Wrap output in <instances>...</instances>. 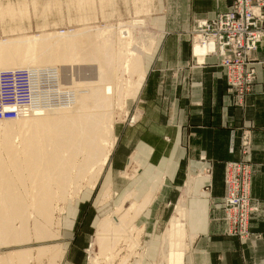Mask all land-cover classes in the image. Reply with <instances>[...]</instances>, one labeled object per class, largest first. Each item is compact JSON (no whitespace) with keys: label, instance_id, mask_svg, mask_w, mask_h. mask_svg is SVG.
<instances>
[{"label":"bare ground","instance_id":"6f19581e","mask_svg":"<svg viewBox=\"0 0 264 264\" xmlns=\"http://www.w3.org/2000/svg\"><path fill=\"white\" fill-rule=\"evenodd\" d=\"M147 24H121L117 36L114 28L90 26L68 35L0 41V71L49 68L58 78L57 97L39 101L34 96L23 115L0 121V247L31 239L41 242L37 248L0 255V264H40L45 259L59 264L63 259L65 251L57 244L61 218L55 223V213L59 210L63 215L68 200L74 201L85 188L95 189L111 158L117 140L115 122L120 116L116 117L115 105L119 102L125 107L130 88L145 74L143 56L135 49L143 40L137 42L134 36ZM151 47L145 52H152ZM203 51L196 45L199 61L204 59ZM85 63L96 67L80 74L76 68L89 65ZM18 138L21 142L17 144ZM111 194L109 188L104 200ZM135 195V191L127 194L99 223L92 264H114L118 259L120 264L146 263V253H140L137 245L128 253L124 249L131 240L130 228L156 195L148 192L140 201L134 200ZM59 203L64 206L58 208ZM186 216L184 195L163 237L160 264H184L185 252L192 246Z\"/></svg>","mask_w":264,"mask_h":264},{"label":"crops","instance_id":"0c3cea01","mask_svg":"<svg viewBox=\"0 0 264 264\" xmlns=\"http://www.w3.org/2000/svg\"><path fill=\"white\" fill-rule=\"evenodd\" d=\"M180 1L185 5L178 11L166 9L164 20L156 17L161 31L159 44L147 56L146 68L144 62L145 74L128 92L135 96L140 90L128 103V118L138 115L137 120L117 125L118 141L100 182L104 186L107 180H114L120 192L131 186L143 191L151 184L155 188V177L164 174L157 198L139 219L146 225L143 242H147L144 251L148 262L154 263L162 255L163 237L172 220L168 193L177 189L181 197L186 196L185 224L192 238L184 264H264V41L253 52L257 78L244 105H239L217 56L208 55L202 61L194 56L190 32L196 18L226 11L232 0ZM245 134L249 143L243 146ZM134 151L142 169L129 182L119 174ZM241 159L253 165L250 193L257 207L250 214V233L244 238L229 233L231 224L222 203L225 164ZM160 193L163 196L159 197ZM98 201L99 196L92 201L93 215H101L111 205L101 207ZM76 205L79 207L75 203L74 208ZM72 215L73 220L66 218L62 227L60 238H64L67 252L59 264H82L73 248L80 232L74 230L76 214ZM83 226L82 235L88 229Z\"/></svg>","mask_w":264,"mask_h":264},{"label":"rangeland","instance_id":"374dc122","mask_svg":"<svg viewBox=\"0 0 264 264\" xmlns=\"http://www.w3.org/2000/svg\"><path fill=\"white\" fill-rule=\"evenodd\" d=\"M184 5H185V2L180 1V0H0V41L6 42L11 39L25 38V37L39 38L42 35H52V34L53 35L60 34V36L68 35V34L74 33L75 31L79 29H82L84 27H90V26H96L101 29H109V28L113 29L114 28L113 31L115 33L116 31L120 29L121 24L123 25L125 23L126 24L131 23L133 21H147L148 24L146 28L141 31H139L138 29V32L136 31L137 34H135L134 36L136 39L135 38L134 39L137 42L139 40H140L139 42H142L143 40L142 43L145 44L147 47L149 46L151 47V42H152V45H153L151 47L152 52H145L144 49L147 47L146 46L144 47L143 44L141 43L137 44L136 41L133 40L134 43H136V47H135L136 51L139 52L142 56L144 54V62H145V68H146L147 56L153 54V52L155 51L160 41L159 36L161 35V31L157 27V24L155 23L156 17L164 20L166 9L168 11L176 12L179 10L178 7H183ZM142 31L144 32V35L142 34L140 35V37H138V35L140 34V32L142 33ZM118 33L119 31L117 32V34L115 33L116 36L118 35ZM146 42L148 43L146 44ZM141 45L143 47H141ZM85 64L87 65L89 63H85ZM79 65L81 66V68H83V69H80V67L76 65V67H79V69L76 68V71L79 72L80 74L81 73L85 74V72L89 74V67L91 69L93 68V70H94V66L96 67L95 64L94 66L93 64H89L87 66H85L84 64L82 65L79 64ZM64 67L65 65H63L62 68ZM68 67L69 66L66 65V68ZM91 69L90 71L92 72ZM91 72L90 74H92ZM137 95L131 96L128 94V98L125 102L127 104L125 105V107L124 105L121 107L119 102H118V106L115 105L116 111H115V108H114V111L115 113L117 112L116 117L120 115L119 117L116 118L119 120H116L117 122H115L116 124L115 134L117 136L116 143L118 141L117 125L124 121H126L125 123L128 125V120H129V123H134L137 120L138 115L132 116V118L130 119L128 118L129 117V108H128L129 100L136 98ZM117 108L121 109V112H122L121 114L119 112L120 109L118 110ZM0 125L2 124L0 123ZM18 140H15V142L16 143L21 142L19 138ZM105 168L102 172V175L105 171ZM141 169H142V166L137 156V151H134L129 156L126 168L122 170L119 175L125 180L127 179L129 182H132L139 175ZM225 169H226V164H225ZM138 170H139V173L135 175L136 171ZM102 175H101V178H102ZM155 180L157 183L155 185V188H153V184H151L147 189L145 188V190L139 191L138 188H136L135 186H131L123 192H120V190L116 188L114 180H110V181L107 180V183H105L104 186L102 185L103 183L101 184L100 182L99 186L98 187L96 186L97 187L95 188L96 190L85 188L84 191L80 194V196L74 199V201L69 199L67 204L65 205L66 207L65 213H67V211L70 209V211L67 214L64 213L63 215H59V212H58L59 210L55 213V216H54L55 223L56 221H58L57 220L58 218H61V226H60L61 236L63 235L62 227L64 228V225L66 223L65 222L66 218L71 219L72 217V220H73V215L71 216V214L73 213L76 214L74 218L75 219L74 230L75 232L79 230L80 233H78L79 236L75 238V243L73 245V248L74 250H77L76 252H77L78 261H82V264H92L91 258L93 257L94 254L97 253L96 246H95V239H96L98 225L105 217L112 214L117 209V207L121 204V201L124 198V195L130 192H133V191H135L136 193L139 192L136 195V201H139L144 197V195L148 191H151L152 193L156 195L155 199L157 198L158 191L164 183V174H161L159 178L158 176L155 177ZM109 188L112 190V194L110 195L108 200L105 201L104 198L106 195V191ZM97 196H99V201L97 202L99 206L103 207L104 205L108 203L111 204L107 207L106 211L102 213L101 215H99L98 213L96 215H93V212H92L94 211L92 201L94 202ZM160 196H163V193H160L159 197ZM80 197H85V198L89 197L88 199L90 198L91 199L90 200L85 199L84 201H82L79 199ZM180 197L181 195H180L179 190L177 189L169 190L168 198L170 199V203H171L170 207L168 208L169 217L171 216L174 217L175 212H176V207H177L175 205H178ZM130 202L131 201L126 203V207H129ZM75 203H78L79 207L78 205H76V207L74 208ZM222 203H223V200H222ZM58 205H60L58 206V208L60 207L62 208V206H64L60 203ZM173 217L171 218L173 219ZM139 219L135 223V225L132 228H130L129 235H130L131 240L129 241L128 247L125 246L126 249H124L125 251L124 253L126 252L128 253V251H130L132 247H134L135 245H137L138 251L140 253L141 252L146 253L144 250H146L145 248H146L147 242L146 243L143 242V237L145 233L143 229V225L145 224H142L139 221ZM84 222H87V223H84ZM165 224L166 222L160 226V230L158 232L159 237L157 238V241H156L157 244L160 241L161 231L163 230ZM83 225L88 228V229L83 230L86 233L84 235H82L80 231ZM135 237L139 241H136ZM62 240L64 241V238L63 239L60 238L59 240L60 242L57 241V244H61L64 251L67 252L66 246L63 244ZM40 243L41 242H35L34 239H31L30 242L26 244L1 246L0 255H4L9 252H13L17 250L37 248L38 246H40ZM46 244H48V242H46ZM158 258L155 261L156 263L155 262L150 263L148 262L150 260H148V255H147L148 261H146L145 264H160L159 262H161L163 257L162 255H158ZM44 261L45 262L47 261L46 262L47 264L51 263L49 259L47 260L45 259ZM44 261H42V263L40 264H44L43 263ZM114 264H120L119 259L116 260Z\"/></svg>","mask_w":264,"mask_h":264},{"label":"built area","instance_id":"2783aa9c","mask_svg":"<svg viewBox=\"0 0 264 264\" xmlns=\"http://www.w3.org/2000/svg\"><path fill=\"white\" fill-rule=\"evenodd\" d=\"M193 54L196 45L204 49V59L215 55L226 73L235 101L244 105L257 78L253 52L264 41V0H232L230 8L213 17H198L191 29ZM205 47L207 50H205ZM58 78L49 68H16L0 71V121L17 118L32 105L34 96L54 99ZM248 134L243 146L248 145ZM253 165L228 161L225 171L223 204L230 222L229 233L248 237L250 214L257 209L252 203Z\"/></svg>","mask_w":264,"mask_h":264}]
</instances>
